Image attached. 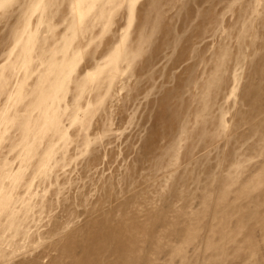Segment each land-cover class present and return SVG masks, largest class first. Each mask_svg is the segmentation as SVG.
Segmentation results:
<instances>
[{"label": "rangeland", "instance_id": "374dc122", "mask_svg": "<svg viewBox=\"0 0 264 264\" xmlns=\"http://www.w3.org/2000/svg\"><path fill=\"white\" fill-rule=\"evenodd\" d=\"M0 264H264V0H0Z\"/></svg>", "mask_w": 264, "mask_h": 264}]
</instances>
